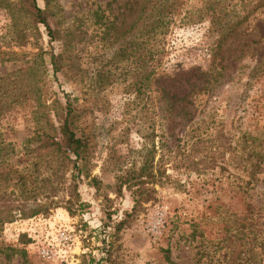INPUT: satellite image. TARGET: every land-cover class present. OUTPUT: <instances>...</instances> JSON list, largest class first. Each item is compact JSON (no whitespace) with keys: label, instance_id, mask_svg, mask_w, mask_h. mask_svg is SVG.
<instances>
[{"label":"rangeland","instance_id":"1","mask_svg":"<svg viewBox=\"0 0 264 264\" xmlns=\"http://www.w3.org/2000/svg\"><path fill=\"white\" fill-rule=\"evenodd\" d=\"M157 2L168 22L155 73L170 78L159 85L181 98V117L142 80V17ZM242 2L36 0L50 39L22 1L0 0V211L14 217L0 226V245L14 249L0 264H49L20 235L33 209L51 233L63 224L78 235L72 264H165V247L177 264H264V176L251 216L240 189L241 136L264 133V4ZM213 8L225 21L248 16L229 29L204 14ZM66 99L87 139L76 162L26 143L57 131ZM160 129L190 153H158ZM144 162L164 176L131 212L119 177Z\"/></svg>","mask_w":264,"mask_h":264},{"label":"trees","instance_id":"2","mask_svg":"<svg viewBox=\"0 0 264 264\" xmlns=\"http://www.w3.org/2000/svg\"><path fill=\"white\" fill-rule=\"evenodd\" d=\"M20 1L23 2L24 9L32 16L33 20L36 23H40L44 26L48 37L50 39L56 38V31L50 28L46 22L48 16L47 11L44 8L39 7L36 4V0ZM238 1H240V3L242 2V0ZM213 3L218 4V1H213ZM263 4L264 0H255V3H253L251 6L253 9H255L257 7L263 6ZM156 5V7L149 9V12L146 13L144 17H142L144 19L142 23L143 34L146 36V47L144 50L142 49L144 56V61L142 60V65L144 66L142 80L145 82L144 86L150 88V85H155L160 91L163 92L165 99V105L163 108L164 111L169 112V114L173 111L175 113L177 112V115L181 117L180 114H183V106L179 103L181 98H177L174 94L168 95L164 88L166 85H159L160 82H169L170 78L163 74L155 73L156 68L160 63V55H162L161 53L163 50V47L159 48L157 44L162 43L164 34L166 32L165 26L168 22L166 20V15H164L162 12L163 9L160 7V3L157 2ZM240 5H243L242 7L245 6L243 2ZM204 14L209 17L211 22L213 21L216 23L217 21H222L223 24H225V26L229 29L245 21L248 16V12L246 11L242 15L237 14L235 17L228 18L225 21V16L227 14L221 12L220 10L215 11L214 8L209 13L204 12ZM132 44L135 49L138 48V43L133 41ZM133 52L136 54L137 50H134ZM57 58L58 55L52 53L50 54V63L53 66L54 71L57 70ZM259 64L260 63H258L256 67H259ZM76 119L77 109L72 103H70L68 99H66L64 103L63 115L58 124L57 131L54 134L42 132L33 139H27L26 143L29 146V150L36 152L45 150L53 151L54 153H70L74 156L75 162L82 160L84 157L83 154L87 153V139L86 136L76 131L74 126ZM241 138L242 145L240 150L242 158L240 163L242 165V172L245 179H242L243 185L240 186V189L243 194L245 213L251 216L254 209H259V205L256 204L253 199V194L260 196V191H262V189H260L259 186H255V184L261 182V176H264V133H259L257 136L243 135ZM199 141H203V139H196L195 142L199 143ZM227 142L230 144V139L228 137ZM220 143L224 148L225 145L222 142ZM221 144H216L214 142L212 143V147L214 150H217ZM229 144H226L227 148L230 147ZM152 152H154L153 147L151 150L147 149L146 151V153ZM158 153H190V149L189 152H185L178 142L173 143L170 139H168L166 131H161L160 129ZM163 174L164 172L161 173L158 171V169H154L151 165V162H144L138 169L131 170L124 176L119 177V183L124 184L125 188L128 189L129 193L133 196V206L131 207V212L135 209V206L138 205L140 201H147L153 198V185L155 183L160 184ZM249 184L250 186L248 187ZM0 213V226L3 222H10L14 218L12 213L9 211H0ZM34 213L35 209H33L30 213H26V218L35 216L32 215ZM19 214L24 215L22 210L19 211ZM127 214L129 215L130 212ZM121 223L122 222L120 221L117 223V225ZM20 235L24 237L25 243L28 242L29 239L26 237L24 232H20ZM4 250L12 251L14 249L0 245V253ZM161 251L163 253V260L165 264H177L171 259L168 247L162 248ZM6 255L7 253H4L5 257ZM88 260L91 262L93 257H89Z\"/></svg>","mask_w":264,"mask_h":264},{"label":"built area","instance_id":"3","mask_svg":"<svg viewBox=\"0 0 264 264\" xmlns=\"http://www.w3.org/2000/svg\"><path fill=\"white\" fill-rule=\"evenodd\" d=\"M43 219L42 221H38ZM23 225L20 232L28 237L25 249L39 260L49 264H72L75 249L79 248V237L63 224L51 233L45 229L44 218L39 215L19 221Z\"/></svg>","mask_w":264,"mask_h":264}]
</instances>
